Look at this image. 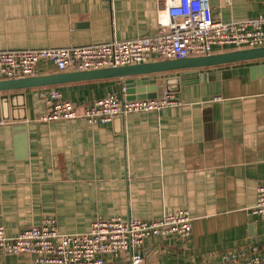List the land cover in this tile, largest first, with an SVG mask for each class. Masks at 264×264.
I'll use <instances>...</instances> for the list:
<instances>
[{"label": "crops", "instance_id": "0c3cea01", "mask_svg": "<svg viewBox=\"0 0 264 264\" xmlns=\"http://www.w3.org/2000/svg\"><path fill=\"white\" fill-rule=\"evenodd\" d=\"M221 22L257 18L264 0H210ZM163 0H0V51L84 47L152 37ZM231 52L216 51L215 54ZM264 64V61H263ZM61 73L47 62L36 76ZM151 78H173L179 101L159 113L107 124L79 117L43 122V92L59 91L78 115L124 80L26 89L20 121L0 122V224L9 237L55 219L60 234L90 231L97 218L153 221L187 210L191 235L149 237L144 264H222L264 256V217L253 214L264 182V70L237 62ZM177 81V82H176ZM105 264H130L125 256ZM0 264H34L30 255Z\"/></svg>", "mask_w": 264, "mask_h": 264}, {"label": "built area", "instance_id": "2783aa9c", "mask_svg": "<svg viewBox=\"0 0 264 264\" xmlns=\"http://www.w3.org/2000/svg\"><path fill=\"white\" fill-rule=\"evenodd\" d=\"M158 33L126 41L84 47L0 51V81L35 77L43 62L61 73L85 72L147 64L155 61L211 56L224 52L264 47V14L231 21L215 19L210 0H163ZM47 112L43 122L83 118L90 124H107L135 113H159L178 106L174 94L146 100H123L114 95L95 101L83 115L55 89L43 92ZM253 214L264 217V182L257 191ZM193 217L187 210L169 213L153 221L97 218L87 233L60 234L55 219L26 228L9 237L0 224V252L6 256L30 254L34 264H105V255L125 256L130 264H144L142 250L149 237L176 236L187 239ZM222 264H264V256L242 261L237 254L224 257Z\"/></svg>", "mask_w": 264, "mask_h": 264}, {"label": "water", "instance_id": "95a60500", "mask_svg": "<svg viewBox=\"0 0 264 264\" xmlns=\"http://www.w3.org/2000/svg\"><path fill=\"white\" fill-rule=\"evenodd\" d=\"M246 61H260V65L264 70V47L231 51L205 57L155 61L125 67L85 72L56 73L0 81V122L8 120L20 121L21 118L16 119L12 115V108L14 110L15 107L24 105L23 95L20 96L19 93L26 89L44 88L85 81L121 79L124 80L123 92L126 96L125 100L160 99L166 94L175 93L169 87V84L173 83V78L151 77L180 72L181 75L179 78L175 79L180 84L181 80L184 81L186 77H189V74H183L184 72H196L205 68ZM118 120H122V117L114 119V121Z\"/></svg>", "mask_w": 264, "mask_h": 264}, {"label": "rangeland", "instance_id": "374dc122", "mask_svg": "<svg viewBox=\"0 0 264 264\" xmlns=\"http://www.w3.org/2000/svg\"><path fill=\"white\" fill-rule=\"evenodd\" d=\"M105 98V97H104ZM122 118H124V117H122ZM89 232V231H88ZM85 233H87V232H85ZM75 234H77V233H75ZM171 237H176V236H171ZM168 238H170V237H168ZM176 238H178V237H176ZM167 239V238H166ZM20 255H24V254H20ZM25 255H30V254H25ZM30 256H32V255H30ZM33 257V256H32Z\"/></svg>", "mask_w": 264, "mask_h": 264}]
</instances>
